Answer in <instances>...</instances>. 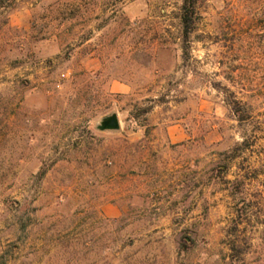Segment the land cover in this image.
Wrapping results in <instances>:
<instances>
[{
	"label": "rangeland",
	"instance_id": "obj_1",
	"mask_svg": "<svg viewBox=\"0 0 264 264\" xmlns=\"http://www.w3.org/2000/svg\"><path fill=\"white\" fill-rule=\"evenodd\" d=\"M183 5L0 0V264H264V0Z\"/></svg>",
	"mask_w": 264,
	"mask_h": 264
},
{
	"label": "trees",
	"instance_id": "obj_2",
	"mask_svg": "<svg viewBox=\"0 0 264 264\" xmlns=\"http://www.w3.org/2000/svg\"><path fill=\"white\" fill-rule=\"evenodd\" d=\"M198 3L199 0H184L182 8V24L184 30V41L186 44L185 51H188L191 35L197 28L199 19Z\"/></svg>",
	"mask_w": 264,
	"mask_h": 264
},
{
	"label": "water",
	"instance_id": "obj_3",
	"mask_svg": "<svg viewBox=\"0 0 264 264\" xmlns=\"http://www.w3.org/2000/svg\"><path fill=\"white\" fill-rule=\"evenodd\" d=\"M104 128H118L119 127V120L116 116H110L106 118L103 122Z\"/></svg>",
	"mask_w": 264,
	"mask_h": 264
}]
</instances>
